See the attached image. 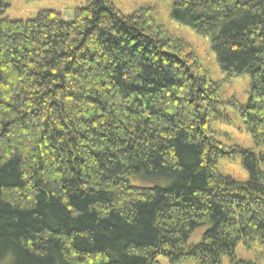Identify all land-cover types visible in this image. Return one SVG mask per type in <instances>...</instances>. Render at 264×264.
I'll list each match as a JSON object with an SVG mask.
<instances>
[{
    "label": "trees",
    "instance_id": "16d2710c",
    "mask_svg": "<svg viewBox=\"0 0 264 264\" xmlns=\"http://www.w3.org/2000/svg\"><path fill=\"white\" fill-rule=\"evenodd\" d=\"M169 1L212 36L222 79L112 0L0 19V264L264 261V0ZM240 77L251 148L219 135L222 86ZM234 157L247 179L221 171Z\"/></svg>",
    "mask_w": 264,
    "mask_h": 264
},
{
    "label": "rangeland",
    "instance_id": "374dc122",
    "mask_svg": "<svg viewBox=\"0 0 264 264\" xmlns=\"http://www.w3.org/2000/svg\"><path fill=\"white\" fill-rule=\"evenodd\" d=\"M116 7L125 15H130L140 10H146L152 15L160 18L162 29L174 36L181 38L188 44L193 45L199 53L203 64L214 74L217 79H222L224 74L221 71L217 57L211 48V35H198L192 28L181 25L174 21L171 16L172 3L169 0H112ZM9 5L0 12V19L9 18L11 20H28L37 17L43 10H54L62 14L66 20H72L74 12L78 8L85 7L87 0H6ZM251 89L250 78L240 77L231 83L222 86V97L226 103L222 112V123L219 127L220 138L227 145H239L240 147L251 148V135L246 131L245 125L240 117L238 104H245L249 98ZM221 171L224 174L233 176L236 179H247L248 172L241 164L240 157L226 159L221 164ZM261 249L253 247L250 251H245L242 246L238 252L246 259L255 260L261 253ZM162 264H167V260L160 258ZM264 264V261L259 262ZM180 264H198L194 262H183ZM221 264H230L225 258Z\"/></svg>",
    "mask_w": 264,
    "mask_h": 264
}]
</instances>
